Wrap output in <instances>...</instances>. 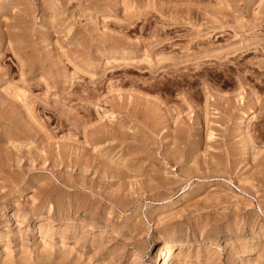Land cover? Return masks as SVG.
Returning <instances> with one entry per match:
<instances>
[{"label": "rangeland", "instance_id": "rangeland-1", "mask_svg": "<svg viewBox=\"0 0 264 264\" xmlns=\"http://www.w3.org/2000/svg\"><path fill=\"white\" fill-rule=\"evenodd\" d=\"M0 264H264V0H0Z\"/></svg>", "mask_w": 264, "mask_h": 264}, {"label": "bare ground", "instance_id": "bare-ground-1", "mask_svg": "<svg viewBox=\"0 0 264 264\" xmlns=\"http://www.w3.org/2000/svg\"><path fill=\"white\" fill-rule=\"evenodd\" d=\"M73 222V221H72ZM68 224V223H67ZM63 228V226H62ZM81 228V227H80ZM202 243V242H201ZM210 245V244H209ZM172 246H174V244H172L171 246H166V245H160L155 253V256L158 257L161 253L163 252H167V255L172 254ZM171 256V255H170Z\"/></svg>", "mask_w": 264, "mask_h": 264}]
</instances>
